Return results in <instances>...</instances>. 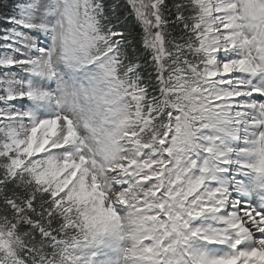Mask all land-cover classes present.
<instances>
[{
    "label": "snow or ice",
    "instance_id": "snow-or-ice-1",
    "mask_svg": "<svg viewBox=\"0 0 264 264\" xmlns=\"http://www.w3.org/2000/svg\"><path fill=\"white\" fill-rule=\"evenodd\" d=\"M0 264H264V0H0Z\"/></svg>",
    "mask_w": 264,
    "mask_h": 264
}]
</instances>
